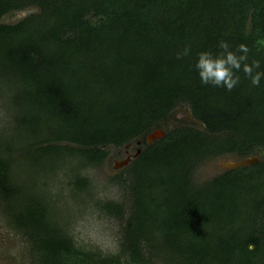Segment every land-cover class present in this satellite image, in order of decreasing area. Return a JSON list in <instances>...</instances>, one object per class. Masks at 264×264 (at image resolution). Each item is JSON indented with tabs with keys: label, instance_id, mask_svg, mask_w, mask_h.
Wrapping results in <instances>:
<instances>
[{
	"label": "trees",
	"instance_id": "16d2710c",
	"mask_svg": "<svg viewBox=\"0 0 264 264\" xmlns=\"http://www.w3.org/2000/svg\"><path fill=\"white\" fill-rule=\"evenodd\" d=\"M28 7L38 11L2 22ZM221 40L246 44L264 71V0H0L13 107L12 135L0 131V204L33 264H264V160L195 180L208 158L264 149V77L253 86L241 70L228 91L195 68ZM183 103L204 128L166 129L112 176L128 195L100 204L124 222L118 251L78 246L46 179L103 164L105 146L145 139ZM72 182L77 192L90 183L78 171Z\"/></svg>",
	"mask_w": 264,
	"mask_h": 264
},
{
	"label": "rangeland",
	"instance_id": "374dc122",
	"mask_svg": "<svg viewBox=\"0 0 264 264\" xmlns=\"http://www.w3.org/2000/svg\"><path fill=\"white\" fill-rule=\"evenodd\" d=\"M36 7H28L24 10L11 12L4 16L2 22L16 23L31 13L37 12ZM13 110L9 86L0 80V131L4 130V136H11L13 131L7 130L11 127L12 117L9 115ZM9 113V114H8ZM189 124L197 128H204V125L195 120L188 104H179L170 115L162 122L160 128H174L178 125ZM155 128V129H156ZM154 131V130H153ZM147 140L138 138L130 142L129 153L134 155ZM137 141H140L138 144ZM109 156L107 160L96 167L80 168L77 171L82 176L89 178V186L85 191L77 192L73 187L75 172L72 165H64L56 174L46 179L48 188L57 200L61 208V223L66 231L73 236L77 245L86 249L98 248L104 254H114L118 251L122 227L124 222L106 213L100 204L104 202H123L128 200L123 185L114 182L112 176L127 166L116 167L118 162L127 156L124 146H105ZM253 156L264 160V149H259ZM242 158L237 154H226L211 157L204 160L195 173V180L202 183L206 180L222 174L227 169L226 163L237 161ZM26 172V171H25ZM28 176V172L27 175ZM25 176V177H26ZM0 264H33L30 257V247L25 236L16 231L6 215L3 204H0Z\"/></svg>",
	"mask_w": 264,
	"mask_h": 264
},
{
	"label": "clouds",
	"instance_id": "9594fccd",
	"mask_svg": "<svg viewBox=\"0 0 264 264\" xmlns=\"http://www.w3.org/2000/svg\"><path fill=\"white\" fill-rule=\"evenodd\" d=\"M218 48L220 49L218 54L211 51H201L197 54L195 68L202 84L225 87L231 91L240 82V77L236 73L242 70L253 86L260 85L264 71H257L261 67L259 60L247 62L250 49L246 44L238 45L233 51L227 41L221 40ZM189 54L190 48L186 47L183 52L177 53V59ZM248 247L252 250L255 245L249 244Z\"/></svg>",
	"mask_w": 264,
	"mask_h": 264
},
{
	"label": "water",
	"instance_id": "95a60500",
	"mask_svg": "<svg viewBox=\"0 0 264 264\" xmlns=\"http://www.w3.org/2000/svg\"><path fill=\"white\" fill-rule=\"evenodd\" d=\"M165 134L166 132L164 130L160 128H156L154 131L148 133L147 141L149 143H152L154 142L155 139H161L163 136H165ZM140 153L141 151L138 150L136 154L127 156L125 159L118 162V165L116 167H122V166L129 165L135 158L138 157ZM258 162H260V158L258 156L252 155V156H248V157L242 158L237 161L226 163L225 168L226 169L241 168V167H246V166L256 164Z\"/></svg>",
	"mask_w": 264,
	"mask_h": 264
},
{
	"label": "flooded vegetation",
	"instance_id": "af4514ba",
	"mask_svg": "<svg viewBox=\"0 0 264 264\" xmlns=\"http://www.w3.org/2000/svg\"><path fill=\"white\" fill-rule=\"evenodd\" d=\"M154 130H155V129H154ZM152 131H153V130H152ZM152 131H151V132H152ZM137 143L139 144L140 141H137ZM130 144H131V143H128V144L124 145V149H125L124 152L126 153V155H130V153H129V149H128V148L130 147Z\"/></svg>",
	"mask_w": 264,
	"mask_h": 264
}]
</instances>
